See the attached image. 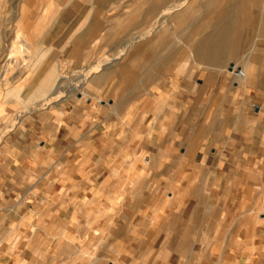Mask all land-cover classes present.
<instances>
[{
  "label": "crops",
  "instance_id": "1",
  "mask_svg": "<svg viewBox=\"0 0 264 264\" xmlns=\"http://www.w3.org/2000/svg\"><path fill=\"white\" fill-rule=\"evenodd\" d=\"M158 1L48 0L63 94L0 142V264H264V0Z\"/></svg>",
  "mask_w": 264,
  "mask_h": 264
},
{
  "label": "rangeland",
  "instance_id": "2",
  "mask_svg": "<svg viewBox=\"0 0 264 264\" xmlns=\"http://www.w3.org/2000/svg\"><path fill=\"white\" fill-rule=\"evenodd\" d=\"M47 2L48 0H0V142L11 133L27 112L52 104L63 94L59 92L58 96L50 97V93L44 92L49 82L55 87L62 83L60 75L65 68L54 64V75L46 78L44 76L48 72L47 67L52 63V57L41 44L46 31L43 16L46 15L44 10ZM132 2L135 5V16L133 12L126 13L127 5H129L128 11L132 10ZM158 2V0H122L120 8L126 11L121 13L115 11L112 16L120 15L124 18L129 14L130 19L135 22L147 17L150 29L153 30L157 27L160 17L165 16L168 20L171 15L159 11L143 13V8L145 10L158 8ZM185 2L186 0H183L182 3L173 4L167 9L184 5ZM141 31V28L136 30L135 32L138 33L136 36H143ZM26 49L28 52L24 51ZM94 67L92 66L91 69L93 70ZM88 72L91 70L86 71L89 75ZM41 85L42 91L35 92Z\"/></svg>",
  "mask_w": 264,
  "mask_h": 264
},
{
  "label": "built area",
  "instance_id": "3",
  "mask_svg": "<svg viewBox=\"0 0 264 264\" xmlns=\"http://www.w3.org/2000/svg\"><path fill=\"white\" fill-rule=\"evenodd\" d=\"M232 73L238 77H244L245 76V72L241 68H232Z\"/></svg>",
  "mask_w": 264,
  "mask_h": 264
},
{
  "label": "bare ground",
  "instance_id": "4",
  "mask_svg": "<svg viewBox=\"0 0 264 264\" xmlns=\"http://www.w3.org/2000/svg\"><path fill=\"white\" fill-rule=\"evenodd\" d=\"M22 40H24V39H22ZM20 41H21V40H20ZM22 44H23V43H22ZM23 48H24V47H23ZM23 48H22V49H23ZM26 48H27V47H26ZM24 51H25V52H28V49H26V50H24ZM24 51H23V52H24ZM243 71H244V70H243ZM244 72H245V71H244ZM85 76L87 77L88 74H86ZM245 76H246V72H245ZM245 76H244V77H245ZM86 77H84V78H86Z\"/></svg>",
  "mask_w": 264,
  "mask_h": 264
}]
</instances>
